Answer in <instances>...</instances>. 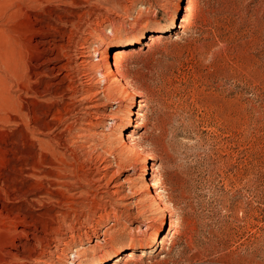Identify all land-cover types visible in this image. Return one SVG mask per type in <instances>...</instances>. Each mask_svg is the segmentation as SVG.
Segmentation results:
<instances>
[{
    "label": "rangeland",
    "instance_id": "1",
    "mask_svg": "<svg viewBox=\"0 0 264 264\" xmlns=\"http://www.w3.org/2000/svg\"><path fill=\"white\" fill-rule=\"evenodd\" d=\"M65 29L68 45L83 36L104 57L118 54L127 92L97 108L102 123L114 117L113 129L71 137L93 162L73 164L69 154L68 174L90 184L69 187L59 203L35 196L42 180L31 142L42 137L33 123L50 99L36 94L49 82L39 76L44 44ZM134 112L143 128L124 131ZM125 134L142 143L137 166L116 159L131 147ZM150 168L163 208L138 216L132 203L143 199ZM0 203V264H9L13 232L30 214L49 226L65 221V255L49 259L56 264L121 253L113 264H264V0H0ZM151 245L152 253L127 256Z\"/></svg>",
    "mask_w": 264,
    "mask_h": 264
},
{
    "label": "bare ground",
    "instance_id": "2",
    "mask_svg": "<svg viewBox=\"0 0 264 264\" xmlns=\"http://www.w3.org/2000/svg\"><path fill=\"white\" fill-rule=\"evenodd\" d=\"M62 24L64 26L68 25V19L62 22ZM171 26H174V22H172ZM53 31H56V30H53ZM85 31L87 30L82 31L83 34ZM55 33L54 34L57 36V38L60 39V41L56 42L55 40L52 42L49 41L47 44L43 43L44 44L43 50H44V53L47 54V56L45 57L43 61V64H42L43 69L41 68L42 71L39 74V76L46 75V78H48L49 82H47V84L44 85L43 90L36 91V94L39 96H43V98H47V96H49L50 99L45 101L46 104L49 103L48 104L49 106L47 107L48 110L44 112V115H42L44 119L43 120L37 119L39 117L38 116L36 118L37 119L36 123H33V129L35 133L36 131L39 132L42 135V137L33 138L35 140L34 141L32 140L31 142L32 148L31 147L30 148L32 149L31 150L32 154H34L33 156L36 157V162L35 161L34 162L36 163V168L39 170L38 172H36V175L38 177L37 178L38 180L36 181L40 182L42 180V182L40 183L38 187V190H36V188L34 190V191H37V194L35 196H40L39 198L41 200L43 197L45 199H48L49 201L58 200L59 202V200L64 199V196L68 192L69 187L70 188L73 187L76 183H82L84 186H89L90 184V180L86 176H83V177L78 176L75 178L72 176L73 174L69 175L70 173L68 171L69 169L68 166L71 165L70 163H68L69 154H71L70 155L71 159L74 160L73 164H75V159L77 160V158L80 156L81 157L87 156V157H84L85 160L83 158L84 161L82 160L84 164L85 163L87 164L88 162H93L92 156H91L92 154L90 155V157H89V154H87L88 150L87 152L82 151L83 154L81 153L80 155L75 149H73L74 144L73 146H71L72 144L71 143L72 141H70L71 137H77V136L81 137L82 135L79 136L80 135L79 132H83V131H80V130H83V128H85L84 132L90 133V130L94 128V126H99L100 124H107L108 126H110V128L113 129L116 126L114 117L113 118H111V116L107 117V119L110 122L104 121L105 123L104 122L102 123L101 120H104V119H100V117H98L99 114L97 113V108L100 106L99 103L102 100L106 99L110 101L113 98L122 95L125 91L127 92V86L125 84L124 77L120 74L119 69L116 65V59H117L118 54L110 56V54L107 53L106 57H104L102 50L95 48V44L93 43L94 41L91 42L86 37H83V36L75 37L76 39H72L73 43L70 42L71 45L70 44L68 45L69 43L68 38H70V36L68 35V29L62 30L60 32H55ZM156 37L159 38L160 35H157ZM142 40H143L142 37H138L134 40L133 43L141 44ZM120 45H123V44H120ZM141 103L142 102H139V105H138L139 107H141ZM36 112L38 111H35V113ZM134 115L136 116L135 118H139L137 112H134L133 116L130 113L129 114V117H130L129 124L122 127L124 131H129L130 128H133V131L131 132H135L136 130L143 128L142 124H139V122L136 119H134ZM121 135L122 137H124L123 133H121ZM125 135H126V138L129 140L128 144H131V147L130 149L122 148L121 151L119 150L120 153L119 155H117L118 157L116 156L115 157L119 161V163L120 162H132L134 163L135 166H137V162L134 159V157L138 155V149L141 148L142 143L140 144L139 141L136 142L133 135H129V134H125ZM45 137H47V140L45 139ZM86 139L88 140L89 137ZM143 139H145V137ZM90 142H87V144L91 145ZM24 143L29 144L28 140H27V143L26 142ZM27 145H25V147ZM80 148H83V147H80ZM33 156H31L32 159H33ZM101 156L102 155L99 154L97 156V159L101 158ZM105 166L108 167L109 165H105ZM143 177L144 178L147 177L146 182L148 183V179H150V177L153 178L152 168H150L149 171L146 170ZM46 183H48V185H46ZM1 187L3 186L1 185ZM5 188L3 187V190ZM157 188H158V182H156L155 180L152 182L149 181V183L147 184L146 190H144V192L141 195L143 199L132 203L133 205L136 204V208H137L136 212L138 216L143 215L142 211L146 208H149V209L152 207H157L159 209L163 208V206L161 205L162 199L156 193ZM29 189H25V190H28L29 192ZM7 191H8L7 195H9V193L12 192L9 190ZM87 193H82V195H87ZM10 194L11 195L9 196H12V193ZM116 194H119V193H116ZM21 195L19 194L18 197H21ZM62 195L64 196L62 197ZM9 198L10 197H8V199ZM148 202H150V204ZM1 208H3L1 211L3 213L4 209L6 208L4 205H2ZM6 214L9 217L7 219H10V217L11 219L12 217H15V216H12V213L10 212L9 213L6 212ZM19 214H22V213H19ZM44 214H46V211ZM32 215L33 214L26 216V218H24L25 221L22 224H20V227L19 228L17 227L14 230L13 236L11 237L12 240L10 241L8 245V247L11 249H8L6 251L8 258L10 259L8 263L9 264H14V263L16 264H56V263H52V261L49 259L57 258V260L58 259L60 260L62 258L59 257V254L65 255V251L62 250L64 248L60 247L61 245H63V242H62L63 239L59 236L60 231L65 229V225L63 224L65 221L64 222L57 221V219L55 218L58 216L53 217L52 215L54 226H49L50 224L47 225V223H44V222L42 223V221H39L40 219L39 214L37 215V217L32 216ZM47 215L48 214L44 216L47 217ZM20 220L23 221V219H20ZM163 229H164V226L160 229L158 234H160L163 231ZM159 240L160 238H157V243L159 242ZM53 243H55V245L52 246ZM161 244H163V241H161ZM154 247H155L154 245H151L139 251L129 250L127 252V256L130 259H134L136 254H138V252L140 255L144 256V255H147L148 253H152V251L154 250L153 249ZM76 253H77V256L73 259H76L78 257L79 254L78 252ZM121 254L114 255L108 259L101 260L97 264H106L108 262H112V264L117 263L121 260V257H122Z\"/></svg>",
    "mask_w": 264,
    "mask_h": 264
}]
</instances>
